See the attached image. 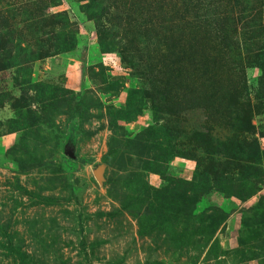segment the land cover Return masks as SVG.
Wrapping results in <instances>:
<instances>
[{
	"label": "rangeland",
	"instance_id": "374dc122",
	"mask_svg": "<svg viewBox=\"0 0 264 264\" xmlns=\"http://www.w3.org/2000/svg\"><path fill=\"white\" fill-rule=\"evenodd\" d=\"M0 264H264V0H0Z\"/></svg>",
	"mask_w": 264,
	"mask_h": 264
},
{
	"label": "water",
	"instance_id": "95a60500",
	"mask_svg": "<svg viewBox=\"0 0 264 264\" xmlns=\"http://www.w3.org/2000/svg\"><path fill=\"white\" fill-rule=\"evenodd\" d=\"M99 174H100L99 171L95 172V176H96L97 180H100V175Z\"/></svg>",
	"mask_w": 264,
	"mask_h": 264
}]
</instances>
